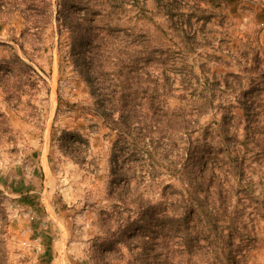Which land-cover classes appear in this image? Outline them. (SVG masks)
<instances>
[{
	"label": "rangeland",
	"instance_id": "1",
	"mask_svg": "<svg viewBox=\"0 0 264 264\" xmlns=\"http://www.w3.org/2000/svg\"><path fill=\"white\" fill-rule=\"evenodd\" d=\"M87 1L72 0L73 11L83 15ZM94 2L112 58L105 70L114 77L117 65L134 76L146 69L138 60L151 58V78L168 82L160 90L165 107L185 114L190 125L168 124L161 134L138 121L126 130L102 118L68 52V31L60 32L53 20L23 33L20 12H0V129L10 130L0 142L1 264H211L215 257L198 211L191 223L198 224L195 246L189 248L182 229L170 232L168 222L155 220L163 212L152 207L163 201L171 211L181 195L176 188L183 185L190 135L221 151L229 145L240 150L238 159L215 154L206 166L194 164L204 171L201 195L218 192L219 181L222 193L245 200L249 192L264 193V108L253 122L244 109L251 99L264 104V0ZM138 107L151 113L149 98ZM105 109L118 119V110ZM226 110L235 117L228 135L217 130ZM73 133L89 146L72 144ZM43 157L50 163L45 170ZM187 198L189 211H196V200ZM253 205L250 200L247 211ZM158 226L166 232L157 233V244ZM257 226L259 244L240 264H264V221Z\"/></svg>",
	"mask_w": 264,
	"mask_h": 264
},
{
	"label": "trees",
	"instance_id": "2",
	"mask_svg": "<svg viewBox=\"0 0 264 264\" xmlns=\"http://www.w3.org/2000/svg\"><path fill=\"white\" fill-rule=\"evenodd\" d=\"M95 6L94 0L87 1L84 6L85 13L82 15L73 11L74 4L72 0H0V12L14 13L18 11L24 17L27 25L23 33L31 32V30L38 32V30L45 29L53 20H56L60 32L63 30L68 31V52L72 56L73 64L77 67L76 70L87 81L91 95L95 97L96 105L100 110L101 116H103L102 118L106 120L112 119L116 126H123L126 130H130L133 123L138 121L143 125L144 129L151 133L157 130L163 134L170 128L168 124L181 126L184 129L188 128L191 121L184 117L186 116L185 114L180 117L181 114L178 115L168 107H165V94H160V90L167 88L168 82L160 83V76H156L155 79L151 78L150 70L147 68L151 58L143 57L144 59L138 60L140 64L142 61L145 63L146 69L142 71V67H139V71H136L134 76H131L129 72L124 74L121 69H116L117 65L113 69L114 77H111V73L105 70L106 62L112 58H110L109 51L104 46L107 41L102 33L103 23H100L103 19L96 15H100L99 12H92ZM116 58L117 60L119 59L118 57ZM16 59L23 62L19 56ZM97 73L99 78L96 77ZM185 85L186 82L183 83L184 87ZM150 90L152 91L149 92ZM146 98H149V110H151V113H144L143 109L138 107L142 104L143 99ZM206 103L207 101H203L201 106ZM255 103V99H251L250 102L244 101L245 116L252 122L257 120L262 112L261 110L264 108L263 103L258 106ZM106 106L119 111L117 120L111 118V113L105 109ZM224 113L225 115H222V124L217 127V130L228 135L233 122H235V117L231 116L228 110ZM4 118L5 115L0 114V122L5 123ZM9 132L10 130L7 128L0 129V142L5 140V136ZM72 135V144L82 147V143H86V146H89L87 139L83 135L79 133H73ZM176 141L172 137L170 145L174 146ZM152 144L154 150H157L159 141L153 138ZM75 147L74 149L77 150V147ZM186 150L188 154L187 163L180 169L181 176L179 177L183 185L180 189L176 188L181 195L171 201V211H168V206L163 201L159 203L160 206L155 205V207H152L163 212L155 213V220L161 224L162 222H168L172 233L182 229V238L186 241L185 246L190 248L195 246L193 240L198 233V224L194 223L191 226V223L195 221L194 213L198 211L196 214L198 215L199 223L202 224V227L204 226L208 234L209 240L206 243L208 251L212 249V254L215 257H212L211 264H218V262H221L220 264H240L241 258L246 257L247 253L255 249L259 244L257 222L260 220L264 221V193L261 196H256L254 193L249 192L246 199L248 201H246L242 196L222 193L220 190L222 183L219 181L218 192L201 195L199 188L202 187V181L198 179H202L201 176H203L204 171L201 170L200 175L194 168V164L201 163L206 166V162L215 154L220 158L238 159L240 150L237 146L229 145L226 150L221 151L219 147H214L206 141L199 143L194 141L192 135L189 137ZM249 150L245 146V151ZM243 171L242 168H238L240 174ZM172 186L168 185L167 187ZM13 190L15 191V189ZM20 193L21 200L26 198V194L23 191L20 190ZM187 195L196 200L198 206L196 211H189L188 202L190 199L187 198ZM250 200L253 201V209L247 211ZM181 205L186 208L185 212L179 211ZM162 231L166 232L165 228L158 226L154 237L157 240V244L160 243L157 233L160 236ZM222 249L227 254L223 261L221 259ZM2 250L0 248V253H2ZM240 254L242 256H239Z\"/></svg>",
	"mask_w": 264,
	"mask_h": 264
},
{
	"label": "crops",
	"instance_id": "3",
	"mask_svg": "<svg viewBox=\"0 0 264 264\" xmlns=\"http://www.w3.org/2000/svg\"><path fill=\"white\" fill-rule=\"evenodd\" d=\"M40 165L43 167L44 170H45L47 167L50 166V163H49L47 157H46V158L43 157V158L41 159ZM31 176L33 177V178H32L33 183L37 184L38 181H39V179H38V171H37L36 173L33 172ZM31 191H34V190L31 189ZM61 229H62V228H61ZM62 233L64 234V232H62ZM63 234H62V235H63Z\"/></svg>",
	"mask_w": 264,
	"mask_h": 264
}]
</instances>
